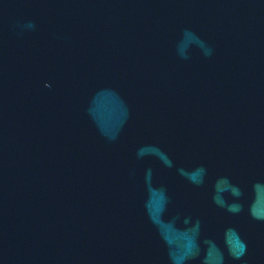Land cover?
<instances>
[{"label":"water","instance_id":"95a60500","mask_svg":"<svg viewBox=\"0 0 264 264\" xmlns=\"http://www.w3.org/2000/svg\"><path fill=\"white\" fill-rule=\"evenodd\" d=\"M0 264H264V0H0Z\"/></svg>","mask_w":264,"mask_h":264}]
</instances>
